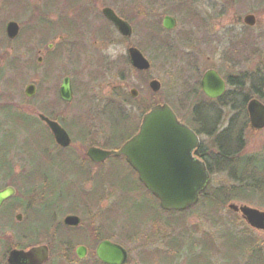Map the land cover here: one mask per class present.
I'll use <instances>...</instances> for the list:
<instances>
[{"label":"rangeland","instance_id":"rangeland-1","mask_svg":"<svg viewBox=\"0 0 264 264\" xmlns=\"http://www.w3.org/2000/svg\"><path fill=\"white\" fill-rule=\"evenodd\" d=\"M56 1L0 0V168L4 169L10 159L12 165L7 173L0 174V189L13 182L16 186L20 181L16 195L20 203L13 201V198L6 202L0 212V264H7L4 253L8 248L21 242L31 246L29 242L36 240L37 230L42 227L49 229L44 232L48 235L47 240H37L33 245L50 246L49 262L53 263L56 259L57 264H95L92 252L103 218L112 224H124L128 228L132 225L130 231L136 234L131 237L124 234L119 225L113 227L115 239L122 240L119 242L129 251L127 264H169L160 258L148 260L144 257L145 253L167 251L169 236H176V228L172 230L164 223L168 213L141 188L140 179L132 168L115 157L103 164H96L90 161L86 151L92 142L103 144L107 137V124L101 123V113L106 101L116 93V88L129 94L132 88L138 89L139 96L133 97L136 101L133 105H128L136 112V117L142 116L143 110L157 102H168L176 110L177 98L180 102V96L177 95L179 85L184 80L181 76L183 62L174 60L166 52L163 54L155 50L143 39L151 24L159 25L162 22L165 14L161 15V8H164V12L171 11L175 4L160 0L157 5L161 8L152 13L151 10L156 9L151 7L152 0H77L76 5L69 9L65 7L64 11H60L57 8L56 12L49 13L50 5ZM59 1L64 8L65 0ZM192 2L205 20L208 35H204L203 28L197 27L193 36L191 35L194 38L191 42L194 43L190 40L182 41V33L189 30L190 26L179 21L173 30L164 32L166 38L170 37L173 43L169 42L170 50L181 47L184 51L189 48L185 46L188 43L196 46L198 40L205 39L211 47L201 58V68L211 63L223 72L232 74L240 69L255 70L259 65L263 67L264 0ZM87 4L93 10L87 12ZM104 6L113 7L122 16L134 20L133 38L145 48L143 52L152 64L149 71L136 72L126 61L127 41L106 23L101 13ZM220 10L223 13L219 15ZM249 13L256 17L253 27L246 26L243 21ZM62 16L63 21L58 26V19ZM181 17L188 23L191 22L188 21L189 17ZM44 19L47 20L48 27L41 30ZM9 20L17 21L24 33L21 31L23 36L20 33L14 40L8 38L9 41L4 42L2 34H5V25ZM66 20L75 23L74 32H69L67 26H63ZM100 26H104L105 32ZM234 39H238L237 42ZM233 43H236L235 48ZM225 50L235 57L242 54L243 61L236 62V66L229 64L223 57ZM39 57H42L41 63L38 62ZM64 76L71 77L74 90V99L68 103L60 99L58 91ZM153 78L161 82V88L157 92L149 87V81ZM30 83L37 85V92L29 98L25 95V88ZM45 109L72 125V131L68 130L73 138V143L68 148L71 150L58 153L63 149L55 142L51 144L49 129L42 121H35L39 119V112H44ZM15 111L25 113L41 125L17 123L15 118L18 113ZM181 115L184 116L185 113ZM79 117H83L90 127L85 136L81 134L79 127L75 128ZM110 134L109 130L108 137ZM119 134V130L113 133L116 141L121 139ZM205 140L210 142L208 138ZM244 142L243 154L264 156V128L255 130L249 127ZM19 170L26 171L27 176L17 177ZM220 182L229 183L230 180L224 173H214L210 184L216 186ZM233 202L248 204L264 211L263 199L233 200L230 203ZM87 203L89 206H86ZM74 208L78 212L75 214L82 219L79 229L74 232L81 233V240L87 239L81 243L87 245L89 251L85 258L80 259L75 254V247L80 240L76 238L72 256L77 259L71 261L59 247L55 226L59 227L56 218L63 220L66 214L72 213L64 211ZM104 209L107 210L102 215L97 214ZM184 211L188 212L187 225L197 232L195 237H203L204 232L210 233L201 242L204 245L202 257L206 259L196 257L189 264H258L259 257L264 256L263 252L255 251L253 247H246L243 240L220 239L218 235L225 231V225L213 221L212 212L209 208L205 209L204 204L199 202ZM19 212L23 215L21 220L16 219ZM219 215L224 222H234V217H237L238 229H246L248 237L257 246L264 248V230L251 228L241 214L230 210L228 205L220 209ZM26 220L28 223L25 225ZM112 224L110 223L111 227ZM23 230L28 232V236L22 235ZM52 245L55 246V254L52 253ZM214 245L216 247L211 250ZM236 245L237 249L244 248L241 253L236 250ZM173 246L176 247V240ZM191 249H195V246L190 248L184 245L183 256L187 258L196 255L194 252L190 253ZM152 256L153 254L150 255ZM186 263L185 258L181 257L177 261L175 258L172 264Z\"/></svg>","mask_w":264,"mask_h":264},{"label":"water","instance_id":"water-1","mask_svg":"<svg viewBox=\"0 0 264 264\" xmlns=\"http://www.w3.org/2000/svg\"><path fill=\"white\" fill-rule=\"evenodd\" d=\"M102 12L122 35H131L130 24L120 18L111 7H104ZM244 22L249 26H254L256 24L255 15L247 14ZM174 25L173 18L167 16L164 19L166 28L170 29ZM19 31L18 22L9 21L7 23L6 34L10 39L16 38ZM130 58L132 65L139 70H148L151 67L150 61L137 48L130 49ZM149 86L157 92L161 88V82L153 79ZM203 87L208 95L217 96L223 92L224 82L216 71L211 70L204 77ZM36 91V85L31 83L26 86L25 94L33 97ZM131 93L134 97L138 94L136 89H132ZM59 94L65 102L73 100V86L69 76L62 79ZM248 110L251 127L264 128V103L253 99L248 105ZM39 118L46 123L58 145L61 147L71 145L72 138L62 124L43 113L39 114ZM199 144L198 135L178 119L173 108L168 103H160L154 105L143 115L138 132L119 149L91 146L87 150V156L96 163H103L112 156L125 157L138 173L140 181L159 200L162 209L183 211L198 203L200 195L211 180V174L205 162L192 154ZM14 194L15 188L12 186L0 190V209L3 203ZM229 208L242 213L250 226L264 230L263 210L236 203H230ZM18 219H21V215H18ZM80 222V216L75 214H69L64 218V223L68 226H78ZM77 254L80 258H84L86 247L79 246ZM49 255L48 245H36L27 250H11L8 262L9 264H44L49 259ZM96 256L104 264H126L129 253L123 245L104 239L96 247Z\"/></svg>","mask_w":264,"mask_h":264},{"label":"trees","instance_id":"trees-1","mask_svg":"<svg viewBox=\"0 0 264 264\" xmlns=\"http://www.w3.org/2000/svg\"><path fill=\"white\" fill-rule=\"evenodd\" d=\"M83 18L84 15L82 14L81 19ZM62 21L63 20L61 18L58 19V26H60L59 23H61ZM72 24L74 27H72ZM42 25L44 27V24ZM65 25L67 26V30L69 32H74L76 29L75 23H73L71 20L69 21L66 20L63 23V26ZM43 29H47V27H44ZM22 32L24 33V29L22 30ZM2 35L4 42L9 41L6 38L4 32ZM243 44H244V40H243ZM135 101L136 100L131 96V94L121 91L120 88H116V93L113 94V97L111 99L106 101L105 105L103 106V112L101 113V115H103L102 116L103 119L101 118L102 120H100L101 123L103 125L107 124V130H108L107 137L103 140V144H97L92 142L90 145L96 144L105 148L115 149L118 148L128 138H130L137 131L142 117V116L136 117V112L133 110V108L128 107V105H133ZM2 108L13 109L12 107H2ZM148 109L149 108L143 110V113L146 112ZM15 112L18 113L17 117L15 118L17 123L23 125L25 124L41 125L37 123L38 121L41 122L40 119L35 120L37 121L35 122L32 117L26 115L25 113L23 112L21 113L18 111ZM44 112L46 115L50 116L51 118L59 120L69 131H72V125L70 124V122L62 119L60 116L56 115L53 112H50L49 110L45 109ZM196 117L198 118L196 119L195 123L199 128L204 127V125H206V122L207 124H209V126L210 124H213L215 122V120L212 119L211 114H206L204 116L197 115ZM200 119H202L203 121H201ZM234 119L235 122H233L232 126L230 127L231 129L227 131L229 151H226V149L223 147L224 142L222 141V136L225 134L220 132L216 136V138L218 139L217 154H212L211 161L209 160L207 161L209 165L216 164L218 167L215 171H217L218 173H224L227 176V178L230 180V182L229 183L220 182L216 186L210 184L208 188L201 195L200 204H204L205 209L209 208V211L212 212L213 214L212 216L213 221H218L225 225L226 228L225 231L218 235L220 239H224V240L229 238H235L236 240L240 239L244 241L246 247H253L255 251H259V252L261 251L264 253V248L257 246L256 242L253 241L251 237H248L249 234L246 229L244 228L242 230L238 229L237 217H234V222L232 221L224 222L225 220H223L219 215L220 209L225 208L228 205V203L233 200L254 201V199L256 198L264 200V162H263L264 156H262V158H258V157H254L253 155L243 154L245 142L243 143L241 139V132L244 130L246 131L248 129L247 112H245V114L243 115V119L241 121H237V118ZM85 121L83 117H79L78 122L75 123V128L79 127L80 132L83 136H85L86 131L90 130V127ZM204 121L205 124L203 123ZM92 129L93 128H91V130ZM109 130L111 134L108 137ZM115 130L120 131L119 137L121 136V139L119 141H116V138L113 135ZM50 139L52 141L51 144H54V141L52 140L53 139L52 136H50ZM65 150H71V149H63L60 150L58 153L64 152ZM115 159L123 162V158H115ZM123 164L125 163L123 162ZM7 165L8 163H6L5 165V170L7 169L6 168ZM141 188L145 191V193H147L150 197H152L155 200L156 204L159 206L158 200L155 199V197L143 186L142 183H141ZM87 201H89V198H87ZM86 206H89L88 203ZM107 209L101 210L100 212L98 211L97 214H101ZM29 212H30V208L27 211L28 216H29ZM64 212L78 213L75 208L66 209ZM165 212L168 213V216L166 217L167 219L165 218L166 220L164 221V223L167 224V226L170 227V229L172 230L173 229L175 230L176 228L175 231L176 236L174 235L169 236L168 241L166 243L168 247L167 251L157 250L155 252H149L147 254L145 253L144 257L148 258V260L154 258H160L164 261H167L169 264H172L175 258L177 261V259L181 257L185 258V261L187 262L186 264H189V261L193 262L194 261L193 259L196 257L199 259L201 258V260H205L206 258L202 257L204 254V245L201 242L203 241L205 236L210 233L204 232L203 237L202 235L199 237H195L196 236L195 234L197 233L196 230L194 228L193 229L190 228V226L187 225V218H186L187 217L186 214L188 213L187 211H181V212L165 211ZM27 223L28 221L26 220L25 225ZM56 223L59 225V227L57 225L55 226V230H56V234H58L57 241H59L60 249L68 255L67 257L71 261L76 260L77 258L75 256H72L75 247L74 240L76 238H80V240L77 242L79 244L81 242H85L87 239L81 240V233L77 234L76 232H74L75 230L79 229V227L78 228L67 227L62 223L61 219L59 220V218H56ZM110 223L112 224L111 221L103 218V223L100 225L101 226L100 229L102 232L99 230V233H97L96 244L105 238L113 239L117 242L122 241L115 239L114 237L116 232L113 230L114 229L113 227L115 225H119L122 228L123 233L128 235L129 237L134 236L136 234L130 231L132 225H130V228H128L124 224L114 223L112 224L111 227ZM245 228L249 229V227L247 226H245ZM46 231L48 232L49 229L45 227L39 228L37 230V235L35 236L36 240H32L29 243L33 245V243H37L36 242L37 240H41V241L47 240L48 235L44 233ZM23 232L24 233H22V235L28 236L27 231L23 230ZM83 235L85 237L84 233ZM175 240H176V247L173 246ZM16 245H18L19 247H28V245H26L23 242L17 243ZM184 245L190 248L195 246V249H191L190 253L194 252L196 255L187 256V258L186 256H183ZM215 247H216L215 245L212 246L211 250H214ZM243 249L244 248H239V247L237 249V245H236V250H239L240 253ZM157 252L160 253L157 254ZM52 253L55 254V246L53 245H52ZM64 253L63 256H65ZM92 254L95 257L94 251L92 252ZM152 254L153 256L150 257V255ZM213 254L217 255V252H214ZM259 259L260 262H258V264H264V256H260ZM210 262L212 263L211 260ZM47 264H57V260L55 259L53 263L48 261ZM95 264H102V263L95 257Z\"/></svg>","mask_w":264,"mask_h":264},{"label":"flooded vegetation","instance_id":"flooded-vegetation-1","mask_svg":"<svg viewBox=\"0 0 264 264\" xmlns=\"http://www.w3.org/2000/svg\"><path fill=\"white\" fill-rule=\"evenodd\" d=\"M158 1H160V0H152L151 1V3H152L151 7L152 8L156 7V9L151 10L152 13H156V11L159 8H161L160 6H158L159 5ZM163 1L165 3L175 4L174 9L172 8L171 11L167 10L166 12H164V8L163 9L161 8V10L159 12H161V15L165 14L162 18V22L159 25L158 24H151L150 27L147 29L143 39H145V41L149 44V46L152 45L155 50H157L163 54H165L164 52H166L167 55H171V57L173 56L174 60L176 59V61L178 60L179 62H183L182 65L184 66V68L181 69V71H183V73H181V76L184 77V80H183L182 84L179 85V93L177 95L180 96V102L177 98L176 101L178 102V105L176 106V114L182 122L187 124L198 135L199 140H200V144H199L198 148L193 150L192 154L196 158L203 160L205 162L209 172L211 173V175H213L214 173H218L217 171H215L218 166L216 164L209 165L207 163V161L208 160L211 161L212 154H217V148H218V141H217L218 139L216 138L217 134L220 132L225 134L222 136V141L224 142L223 147L226 149V151H229L227 131L229 129H231L230 127L232 126L233 122H235L234 118H237V121H241L243 119V115L245 114V112H247L248 128H249V127H251L249 110H248L249 103L253 99H258L259 101L264 103V63H263V67H262V65L261 66L259 65L255 70L240 69L236 72H233L232 74H228L226 72H223L221 69H219V67H217L215 64H211V63H208L203 68H201V62H203V59H201V58L206 55L205 54L206 50H208V48L211 47V44L205 39L204 40H198L196 46L191 44V43H194V42H191L194 39L192 37L193 31H195V29H197V27L198 28L201 27L204 30L206 27V24L204 23L205 20L203 19L201 12H199V10L196 9L192 0H163ZM65 2H64V8H62L63 4L59 0H57L54 4H51L50 8H49L50 9L49 13H52L54 11L56 12L57 8L60 9V11L61 10L64 11L65 7L67 9H69V8L76 5L77 0H65ZM176 5L177 6L180 5V7H176ZM85 7L87 8V12H88V10L90 11L92 9L88 4L85 5ZM104 7H110V6H104ZM104 7H102V10ZM84 10H85V8H84ZM114 11L121 18L126 20L128 22V24H130V26L132 28L131 35H128V36L122 35L119 32V30L117 29V27L104 16L103 12H101V13H102L103 17L105 18L106 23L110 27L112 26L114 28V30L123 39H125V41H127L128 49H127L126 61L130 64V66L136 72L144 73L145 71L139 70L132 65L131 58H130V49H132V48H137L145 56V54L143 52L145 48L143 47V45L140 42H136L135 39L133 38L134 27H135L134 20L129 18V17L122 16L120 14V12L116 9H114ZM221 13H223L222 10H220L218 12L219 15ZM149 14L151 15V13H149ZM167 16L171 17L175 20L174 27H172L170 29H168L164 26V19ZM181 16L189 17L188 21H191V22L188 23L187 21L182 19ZM63 17L64 16H62L60 18L63 20ZM9 21H11V20H9ZM44 22H43L44 27H48V24L46 23L47 20L44 19ZM178 22L179 23L182 22L183 24L190 26V29L187 31H184L182 33V37H181L182 41L184 40V41L189 42V40H190V42H191V43H188L187 45H185L186 47H189V48H187L184 51L181 50L182 49L181 47H179V49L176 50L172 46L173 43L170 40V37L166 38V36L164 35L165 31L169 32V31L173 30L176 27ZM7 23H6V25H7ZM6 25H5V30H6ZM44 27H43V25H41V30ZM100 27L102 28V31L105 32L106 29H104V26H100ZM21 29H22V27H20L19 34L21 32ZM34 33H38V31H34ZM204 35H206V36L208 35L206 30L204 32ZM237 40L234 39L235 42H237ZM169 42L172 44L170 46L173 47L171 50L169 47ZM203 42H204V45H203ZM233 44H234L233 47L235 48L236 43H233ZM34 45H35V43H34ZM197 45H199L200 47ZM49 46L51 47V45H49ZM241 56L243 57L242 54L235 57L232 53H230V51L228 52V50H225V52L223 53V57L225 58V60L229 64H233L235 66H236V62L239 63V61H243V60H241L242 59ZM38 62L39 63L42 62V57L38 58ZM211 70L216 71L218 73V75L220 76V78L224 82V90H223V92H221L217 96L208 95L205 92L204 87H203L204 77ZM262 89H263V91H262ZM215 91H217L216 87H215ZM40 113H44V112H39V114ZM183 113H185L184 116L181 115ZM206 114H211L212 119L215 120V122L213 124H210V126L206 122V125H204V127L199 128L197 126V124L195 123L196 119L198 118L196 116L197 115L204 116ZM186 115H188V117ZM202 119H203V117H202ZM202 119H200V120L203 121ZM203 123L205 124V121ZM252 129H255V128H252ZM257 130H259V129H257ZM246 133H247V130L246 131L244 130L241 132V139H242L243 143H244L245 138H246ZM205 138L210 139V142H207L205 140ZM70 146L63 148V149H68V148H70ZM253 156L258 157V158H262V155H253ZM121 158H123V162L128 167L132 168L130 166V164L125 160L124 157H121ZM108 160H106L105 162H107ZM90 161L93 162L92 160H90ZM10 162H11V159L7 162L9 164L6 166V168L8 170L12 167ZM96 164H100V163H96ZM7 169L6 170H5V168L0 169V174L7 173L8 172ZM134 172L138 176L137 172L136 171H134ZM18 173H19V175L17 177H26L27 176V175H25L26 171L22 172L19 170ZM22 174H24L25 176H23ZM19 183H20V181H19ZM19 183H18V185H19ZM18 185H16V186L13 185L15 188V194L11 198H9L7 201L14 198L15 200L13 199V201H16V203H20V201L16 198V195L19 192L18 191V188H19ZM7 201H5V203L3 204V207ZM3 207L1 208L0 212L2 211ZM20 213L21 212L16 214L17 220H19L18 215ZM72 213H74V212H72ZM70 228H72V227H70ZM105 239H109V238H105ZM102 240H104V239H102ZM99 242L95 245V247L93 249L94 254H95L96 247L99 244ZM79 246L86 247V254H85V257H86L88 255L89 249H88L87 245H85L84 243H79L75 247V254L78 255L77 249ZM13 248H19V246L17 245ZM13 248H8V250H6L4 253L7 264H9L8 257H9L11 249H13ZM95 257H96V255H95Z\"/></svg>","mask_w":264,"mask_h":264}]
</instances>
